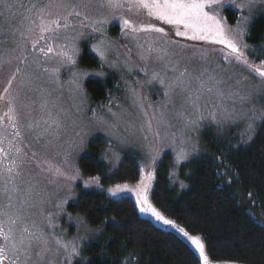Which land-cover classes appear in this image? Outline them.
<instances>
[{
  "label": "rangeland",
  "instance_id": "rangeland-1",
  "mask_svg": "<svg viewBox=\"0 0 264 264\" xmlns=\"http://www.w3.org/2000/svg\"><path fill=\"white\" fill-rule=\"evenodd\" d=\"M87 2H57L62 11L55 16L43 17L46 23L60 20V27L53 24L51 31L41 33L39 21L35 47L26 48L24 59L6 87L8 91L0 94L4 101L11 99L14 108L12 121L4 114L0 118L8 122L7 128L0 126V222L7 232L9 218L19 217L15 226L17 239L26 225L47 242L46 251L37 256L36 252L45 245L33 241L31 259L26 264H67L63 249L57 252L56 239L76 241L81 255L73 258L72 264L86 262L83 249L102 230L91 228L83 217L67 211L66 207L82 192L96 189L110 198L128 196L137 205L136 186L147 172H151L153 179L145 181L149 184L147 196L151 203L154 170L164 157H170L171 185L180 187L178 169L206 153L202 143L205 133L230 148H237L254 137L262 122L259 116L264 111V81L231 57L226 61L222 45L186 39L176 34L174 26L150 20L146 15L140 17L126 8L115 12L101 8L100 0H91L87 10L79 7L81 15L70 16L69 26L65 28L64 17L72 9L62 5ZM243 2L237 0V3ZM222 3L223 6L210 5L206 11L218 13L219 19L230 29L243 24L245 17L249 20V29L253 19L264 13L259 0L251 11L248 7L238 8L229 0H222ZM227 8L238 15L233 24L222 14ZM102 18H107V23L95 25L97 31H93L92 21ZM121 18L135 24L150 21L162 27L165 34H133L123 28ZM112 26L115 37L109 33ZM247 34L243 41L246 44ZM83 44H88L90 52L97 57L100 69L78 65ZM94 46L104 51L105 59L93 51ZM72 48L75 49L74 66L59 54ZM149 48L155 51L149 53ZM245 52L250 63L259 65L261 61H255L254 57L258 58L264 52V43L259 50L248 46ZM185 69L187 71L181 76ZM73 72L80 73L79 77L74 78ZM153 74L158 78L153 79ZM111 76L115 79L114 94L106 103L94 104L84 88L85 81ZM241 97L248 99L242 101ZM254 112L257 118L253 121L250 118ZM249 123L253 124L252 133L248 132ZM96 138L106 143L101 159L109 173L117 169L126 151L138 157L139 180L119 184L127 185L133 191L112 195L109 189L118 185L104 188L99 177L81 175L79 160L86 153L88 143ZM181 148L189 152V159L177 164L176 156ZM154 156L158 157L155 164L151 162ZM56 169L63 175H57ZM94 178L98 183L85 187V182ZM140 214L175 231L155 221L150 214ZM21 261L24 264L23 257Z\"/></svg>",
  "mask_w": 264,
  "mask_h": 264
},
{
  "label": "trees",
  "instance_id": "trees-1",
  "mask_svg": "<svg viewBox=\"0 0 264 264\" xmlns=\"http://www.w3.org/2000/svg\"><path fill=\"white\" fill-rule=\"evenodd\" d=\"M59 1L6 0L10 10L0 7V94L24 59L26 48L36 43L40 8ZM61 11L53 6L48 9L51 15L46 12L44 16H55ZM222 14L230 24L238 19L229 8ZM27 16L31 19H25ZM114 31L112 26L109 33L115 37ZM263 37L264 13L251 22L246 42L259 50ZM254 60L264 61V52ZM78 65L101 68L88 44L82 45ZM115 86L113 76L84 83L94 104L106 103ZM202 143L206 153L178 169L184 188L171 185L169 156L156 166L150 191L152 205L189 235L200 236L211 263L264 264V121L254 137L237 148H230L207 133L202 136ZM105 147L106 143L99 138L88 143L78 163L81 175L99 177L104 188L138 181V157L126 151L117 169L109 173L101 159ZM66 208L83 217L91 228L102 230L84 247V264H202L182 235L140 214L135 201L128 196L110 198L103 191L91 189L79 194Z\"/></svg>",
  "mask_w": 264,
  "mask_h": 264
},
{
  "label": "snow or ice",
  "instance_id": "snow-or-ice-1",
  "mask_svg": "<svg viewBox=\"0 0 264 264\" xmlns=\"http://www.w3.org/2000/svg\"><path fill=\"white\" fill-rule=\"evenodd\" d=\"M229 3L236 4V7L243 8L248 7L249 11L256 5L257 0H244L243 3H237V0H229ZM91 0H88L87 3H82L81 5H62L64 7H71L72 11L68 13V16L64 17L63 26L67 28L68 19L72 15L80 16L81 12L78 10L79 7L88 9L90 7ZM261 7H264V0H259ZM210 5H220L223 6L222 0H100V7L107 8L108 10L115 12L117 9L126 8L129 12H135L138 16L144 17L145 15L150 18V20L160 21L162 24H168L174 26L176 29V34L184 36L189 40H203L212 44H220L223 46L224 58L228 61L231 57L237 64L243 65L250 72L254 73L256 77H259L261 81H264V61H261L259 65L250 63L246 55L245 50L248 45L244 43V37L248 32V23L249 20L247 17L244 18L243 24H238L236 28L230 29L226 28L225 24L221 19H219L218 13H209L206 9ZM56 6L59 7L61 4H48L44 5L39 10V29L41 33L51 31V25H56L60 27V20L53 19L50 22H45L43 17L48 9ZM0 7L10 10L9 5L6 3V0H0ZM36 6H33L35 10ZM2 15V13H0ZM48 15H51L48 12ZM87 19V15H85ZM25 19H31V16L25 17ZM122 26L125 30L135 34L139 32H155L160 34H165L162 27H157L152 23H140L135 24L127 18H121ZM35 23V21H33ZM107 23V18L97 19L92 21L93 31H97L95 25ZM181 28L183 31H181ZM31 30V29H29ZM101 43H104L101 41ZM35 47V45H33ZM43 51V50H41ZM49 52L52 51L51 48L48 49ZM93 51L97 52L100 55L101 59H105L104 51H101L100 48L94 46ZM149 53L155 51L152 48H149ZM62 57L65 58L69 65H75V49L72 48L70 51H61L59 53ZM19 71V69L17 70ZM187 69L184 72H181L180 75L183 76ZM80 73L73 72V77L78 78ZM158 75L153 74V79H157ZM211 79V78H210ZM9 81V85H10ZM163 83V81H161ZM5 92L8 89H4ZM211 91V89H209ZM4 97L0 96V101H4ZM248 99V97H241V100ZM4 110V115L8 118L9 121H12L14 117V108L12 106V100L8 99L2 106ZM257 117L254 115L250 118L255 120ZM259 119L264 121V111L261 112ZM2 122V121H0ZM254 131L253 124H248V132L252 133ZM251 139V135H249ZM158 157L152 158V163L155 164ZM189 159V152L186 149L181 148L177 153L176 162L179 164L181 161ZM143 172V170H142ZM57 175H63L59 169H56ZM223 178V176L221 177ZM153 175L151 172H147L140 183L136 186L135 195L136 202L141 213L150 214L155 221L161 223L163 226H169L172 229L185 237L190 241L191 245L199 253V258L202 261V264H210L209 258L205 254V244L203 243L200 236L189 235V233L183 228L178 227L176 223L170 219H167L161 212L157 211L155 207L148 200L147 192L149 184L145 181H151ZM90 183H98V180L94 178L91 181L85 182V187H88ZM231 183V180L228 181ZM180 187L184 188L185 185L183 182L180 183ZM112 195H116L118 192L122 191H133L129 189L127 185L120 186L118 185L115 189H109ZM252 194L249 193V196ZM17 218H9V229L7 232L4 231L3 222H0V240L3 243H0V264L6 260L7 264H22L21 257L24 258V264L31 259V251L33 248V241L38 243H43L44 248H41L36 252L37 256H42L46 251V241H42L40 237L36 236L26 225L21 229V235L17 239L15 236V226L17 224ZM22 222V220H21ZM57 252L60 249L67 254L65 259L67 264H72L73 258L79 257L81 255L80 245L76 241L71 242H62L60 239H56Z\"/></svg>",
  "mask_w": 264,
  "mask_h": 264
},
{
  "label": "flooded vegetation",
  "instance_id": "flooded-vegetation-1",
  "mask_svg": "<svg viewBox=\"0 0 264 264\" xmlns=\"http://www.w3.org/2000/svg\"><path fill=\"white\" fill-rule=\"evenodd\" d=\"M6 101H0V118L3 116V114H4V110H3V108H2V106H3V104L5 103ZM0 121H2V122H0V126L1 127H4V128H7L8 127V122H7V120H1L0 119ZM0 243H3V241L2 240H0ZM3 264H7V262L6 261H4L3 262Z\"/></svg>",
  "mask_w": 264,
  "mask_h": 264
}]
</instances>
